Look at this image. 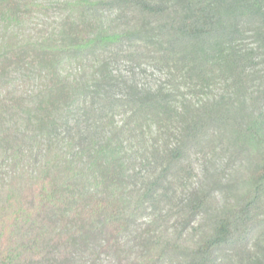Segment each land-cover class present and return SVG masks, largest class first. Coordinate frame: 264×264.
<instances>
[{
	"label": "trees",
	"instance_id": "obj_1",
	"mask_svg": "<svg viewBox=\"0 0 264 264\" xmlns=\"http://www.w3.org/2000/svg\"><path fill=\"white\" fill-rule=\"evenodd\" d=\"M261 65L264 0H0V147L31 160L0 264H264ZM224 146L257 154L227 206L193 182Z\"/></svg>",
	"mask_w": 264,
	"mask_h": 264
},
{
	"label": "rangeland",
	"instance_id": "obj_2",
	"mask_svg": "<svg viewBox=\"0 0 264 264\" xmlns=\"http://www.w3.org/2000/svg\"><path fill=\"white\" fill-rule=\"evenodd\" d=\"M57 19V16L54 15L49 18L34 17L25 25L24 30L26 33H32L36 28H47ZM260 71L264 75V65L260 66ZM147 72L148 74L153 73L152 78L159 77V74L151 68H148ZM138 76L141 79L146 77L144 74H138ZM35 84V82H31L29 87L33 88ZM262 136L264 137V131L262 132ZM226 147L224 146V150L220 147L210 155L194 158V165L197 172L193 180L194 186H199L212 194L217 198L221 206H227L236 200L237 195L242 191L239 188L244 180L253 175L255 171L254 167L256 166L255 159L257 158V154L255 157H250L248 154L244 157L232 155V151L227 150ZM30 162L28 153L21 159L16 160L15 157L9 155L8 151L6 152L0 147V170L4 173L9 172L7 176L17 173L23 167H27ZM110 255H105L106 260L114 264L116 257L113 254Z\"/></svg>",
	"mask_w": 264,
	"mask_h": 264
}]
</instances>
